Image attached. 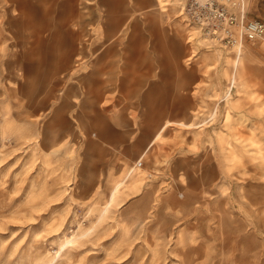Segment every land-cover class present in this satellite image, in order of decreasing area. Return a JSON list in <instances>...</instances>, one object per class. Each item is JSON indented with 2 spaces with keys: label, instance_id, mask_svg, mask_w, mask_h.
<instances>
[{
  "label": "rangeland",
  "instance_id": "obj_1",
  "mask_svg": "<svg viewBox=\"0 0 264 264\" xmlns=\"http://www.w3.org/2000/svg\"><path fill=\"white\" fill-rule=\"evenodd\" d=\"M189 2L0 0V264H264V43Z\"/></svg>",
  "mask_w": 264,
  "mask_h": 264
},
{
  "label": "built area",
  "instance_id": "obj_2",
  "mask_svg": "<svg viewBox=\"0 0 264 264\" xmlns=\"http://www.w3.org/2000/svg\"><path fill=\"white\" fill-rule=\"evenodd\" d=\"M220 0H190L186 10L189 23L206 34H224V43L235 45L240 40L264 43V16L247 18L244 11Z\"/></svg>",
  "mask_w": 264,
  "mask_h": 264
},
{
  "label": "bare ground",
  "instance_id": "obj_3",
  "mask_svg": "<svg viewBox=\"0 0 264 264\" xmlns=\"http://www.w3.org/2000/svg\"><path fill=\"white\" fill-rule=\"evenodd\" d=\"M119 35H120V34H119ZM121 38H122V37H121ZM121 40H122V39H121ZM256 43H257V42H256ZM256 43H255V44H256ZM258 44H259V43H258ZM89 93L92 94V93H93V89H91V90L89 91ZM92 96H93V95H92ZM95 99H96L97 101H100V100L102 99V96L99 95V96H97ZM95 103H96V101H95ZM254 121H255V120H254ZM254 121H253V122H254ZM168 123H169V120H168ZM161 126H162V125H161ZM252 126H253V125H252ZM255 127H256V126H255ZM160 128H161V127H160ZM162 133H163V132H162ZM253 134H254V133H253ZM155 136H156V134H155ZM257 136H258V135H257ZM257 136H256V137H257ZM256 137H255V138H256ZM156 138H158V136H157ZM252 139H254V136H252ZM253 143H254V142H253ZM258 145H259V144H258ZM259 146H260V145H259ZM148 148H149V147H148ZM262 149H263V148H262ZM147 150H148V149H147ZM147 150H146V151H147ZM133 152H134V151H133ZM132 155H133V154H132ZM133 156H135V155H133ZM142 156H143V152H142V154H141V157H142ZM263 156H264V155H263ZM134 158H136V157H134ZM143 160H144V158H143ZM135 163H136V162H135ZM137 169H139V168H137ZM132 171H133V170H132ZM130 174H131V173H130ZM123 181H124V180H123ZM123 181H122V183H123ZM119 186H120V184H119ZM115 189H116V188H115Z\"/></svg>",
  "mask_w": 264,
  "mask_h": 264
}]
</instances>
